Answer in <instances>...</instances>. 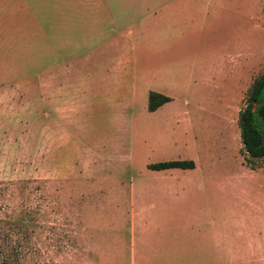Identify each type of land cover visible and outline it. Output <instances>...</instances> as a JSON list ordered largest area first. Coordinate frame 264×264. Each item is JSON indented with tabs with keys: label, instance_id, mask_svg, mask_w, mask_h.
Here are the masks:
<instances>
[{
	"label": "crops",
	"instance_id": "1",
	"mask_svg": "<svg viewBox=\"0 0 264 264\" xmlns=\"http://www.w3.org/2000/svg\"><path fill=\"white\" fill-rule=\"evenodd\" d=\"M142 1L147 3L145 7L132 10L147 7L145 12H125L118 23L113 16L106 21L110 34L105 35L102 46L89 52V74L79 81L83 86L76 116L83 118L70 123L77 144L87 138L90 146L92 138L101 143L99 147L113 149L110 154L115 165L100 178H130L128 183L108 189L109 194L120 193L126 203L120 230H127L129 241L114 233L112 245L97 253L103 264H264V158L251 160L255 163L245 160L239 126L245 96L227 101L229 94L223 85L238 80L243 68L264 65V0L252 2V6L245 2L244 12L236 0ZM133 16L140 18L131 21ZM128 19L130 23L122 26ZM241 29L248 30L247 39L240 36ZM259 41L262 45L256 47ZM201 50L215 53L208 60L198 55L193 59L192 52ZM199 83L206 89L205 98L218 102L215 106L199 104L195 111L223 110L219 127L227 136L221 133L203 139L200 143L206 149L201 155L198 151L189 159L168 160L192 161V169L154 170L151 165L157 163L144 161L143 170L135 174L138 130L133 121L137 107L142 109L138 118L147 116L158 128H171L176 95L189 98ZM151 93L169 101L151 111ZM185 106L189 108L190 101ZM188 108L178 111L176 124L189 131L192 118ZM99 113L108 114L111 120L103 121ZM97 130L102 131L101 137L108 130L113 132L109 144L92 134ZM124 133H128L126 140H122ZM185 142L197 147L199 140L194 137ZM217 148L230 150L227 161L235 164L223 168L214 155ZM99 189L107 190L105 185ZM112 202L117 203L116 199ZM118 223L111 226L112 233L118 230Z\"/></svg>",
	"mask_w": 264,
	"mask_h": 264
},
{
	"label": "rangeland",
	"instance_id": "2",
	"mask_svg": "<svg viewBox=\"0 0 264 264\" xmlns=\"http://www.w3.org/2000/svg\"><path fill=\"white\" fill-rule=\"evenodd\" d=\"M254 1L236 0V4L240 2V11L244 12L246 3L252 6ZM144 2L0 0V264H103L97 252L112 245L114 233L129 241L127 230H120L126 203L120 193L109 194L108 189L128 183L130 178H100L104 170L115 165L110 154L113 149L99 147L101 143L92 138L90 146L87 138L77 144L70 123L83 118L76 116L83 86L79 81L89 74V52L102 46L105 35L110 34L106 21L113 16L118 23L125 12L143 13L147 7L142 11L132 9L145 7ZM133 17L131 21L140 18ZM244 21L241 17V25ZM124 23L129 24L130 19L121 25ZM226 32L224 28L225 36ZM240 36L247 39L248 30L241 29ZM261 45L259 41L256 47ZM213 52L193 51L192 55L193 59L198 55L208 60ZM263 73L264 65L243 68L238 80L224 82L229 94L226 100L245 96L241 110L245 108L255 80ZM205 90L199 83L189 98L174 96L171 128H158L147 116L138 118L142 109L137 107L133 121L138 130L135 174L144 161L189 159L195 152L203 154V139L221 133L227 136L228 132L219 127L223 110L216 113L211 109L208 114L195 111L199 104L215 106L218 102L205 98ZM186 100L190 101L189 108ZM185 108L191 110L189 131L176 124L178 111ZM107 115L99 113L100 119H109ZM100 132L92 134L109 144L113 132L106 131L108 135L103 138ZM76 134L79 136V132ZM127 137L128 133L122 134V140ZM194 137L199 140L198 146L189 147L185 139ZM229 151H214L223 168L234 163L227 161ZM104 185L107 190L100 191ZM114 222H119V228L112 233Z\"/></svg>",
	"mask_w": 264,
	"mask_h": 264
},
{
	"label": "trees",
	"instance_id": "3",
	"mask_svg": "<svg viewBox=\"0 0 264 264\" xmlns=\"http://www.w3.org/2000/svg\"><path fill=\"white\" fill-rule=\"evenodd\" d=\"M264 73L255 80L247 106L240 111L239 126L243 144V155L247 162L253 159L264 158ZM169 98L157 93H151L149 109L155 111ZM195 167L192 161H168L151 165V169L163 170L169 168L192 169Z\"/></svg>",
	"mask_w": 264,
	"mask_h": 264
}]
</instances>
